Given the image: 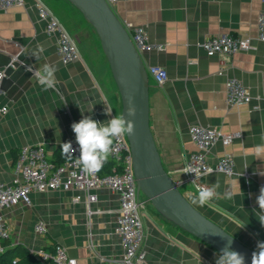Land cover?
I'll return each instance as SVG.
<instances>
[{
	"label": "crops",
	"instance_id": "crops-1",
	"mask_svg": "<svg viewBox=\"0 0 264 264\" xmlns=\"http://www.w3.org/2000/svg\"><path fill=\"white\" fill-rule=\"evenodd\" d=\"M261 8L262 0H117L113 4L122 22L142 26L151 42L163 45L142 53L147 69L158 65L168 75L162 84L150 75V124L163 165L183 183L186 196L196 192L184 183L182 170L197 149L189 127L199 124L237 134L228 145L218 141L208 152L211 164L224 152L235 158L233 176L214 171L202 178L206 186L218 185L221 198L195 206L254 249L257 242H264V227L253 211L258 210L256 197L264 181V156L255 155V147L264 144V41L257 37ZM70 31L82 57L64 63L57 53V37L47 33L35 0L0 10V69L6 71L1 101L8 106L0 121V181L16 179L14 163L22 146L42 144L55 158L62 143H76L73 122L90 116L104 123L113 115L121 116V97L104 52L85 40L83 29ZM216 33L251 37L252 47L209 56L201 43ZM45 64L57 69L54 88L46 89L34 75ZM230 77L248 87L249 103H227ZM106 107L111 115L105 113ZM91 194L97 199L88 203ZM77 195L81 199L75 202ZM118 208L119 194L109 187L32 191L31 203L20 201L3 208L11 231L7 241L22 253L61 244L78 264H122L124 250L115 232ZM142 215L143 264H215L219 254L215 249L164 218L150 201L145 200ZM40 223L46 232L36 231Z\"/></svg>",
	"mask_w": 264,
	"mask_h": 264
},
{
	"label": "built area",
	"instance_id": "built-area-1",
	"mask_svg": "<svg viewBox=\"0 0 264 264\" xmlns=\"http://www.w3.org/2000/svg\"><path fill=\"white\" fill-rule=\"evenodd\" d=\"M113 7L117 0H107ZM24 0H0V10L22 5ZM39 17L46 22V31L57 37V53L64 63L80 59L81 50L77 39L63 23L61 18L44 1L35 0ZM124 26L130 32L136 48L142 54L152 49H163V45L150 41L148 32L140 25L126 21ZM257 37L264 41V0L258 15ZM207 55L216 54L231 55L237 51L247 50L251 45V37H240L232 33H216L208 35L201 43ZM149 74L157 83L162 84L167 79V71L161 66L151 65ZM6 77L5 69H0V121L7 113L8 106L3 104L2 82ZM226 101L228 104H244L251 101V93L248 87L238 78L230 77L226 81ZM116 115H113V117ZM120 116V115H117ZM191 140L197 146L187 158L182 170L191 167L200 169V175L184 173V183H189L197 190V185L206 186L202 182L207 173L220 171L231 177L235 173V158L232 153L224 152L218 157L215 164L208 161V152L211 147L220 141L224 146L231 143L234 133H224L215 127H206L194 124L189 127ZM76 149L74 157L65 162L56 164L47 154L42 144H30L21 147L14 163L16 179L12 183L0 181V252L6 250L5 241L10 238L11 231L7 220L3 215V208L14 205L20 201L31 203L32 191H46L50 189L71 190L73 188L91 191L96 188L109 187L119 194V208L115 220V232L121 238L123 246L122 264H143L145 253L143 249L145 241V223L142 215L145 199L138 194L137 183L133 169V156L127 135L118 138L113 144V153L109 158L113 161L112 170L109 173L86 174L82 171L77 158L80 155L79 146L73 143ZM195 183L192 181L195 180ZM181 183L180 181H177ZM183 184V183H181ZM264 186V181L261 183ZM184 192V191H183ZM185 193V192H184ZM75 202L80 201L79 195L75 196ZM96 195L91 194L87 198L88 203L96 201ZM43 223L36 226L38 233L46 232ZM42 261L53 260L57 264H78L77 259L69 255L65 246L56 244L51 250L40 249L36 252ZM17 260L14 259L13 262Z\"/></svg>",
	"mask_w": 264,
	"mask_h": 264
},
{
	"label": "water",
	"instance_id": "water-1",
	"mask_svg": "<svg viewBox=\"0 0 264 264\" xmlns=\"http://www.w3.org/2000/svg\"><path fill=\"white\" fill-rule=\"evenodd\" d=\"M95 29L118 88L121 116L135 124V134L127 135L133 156L138 194L166 219L200 239L218 253L231 239L232 250L245 256L251 264V248L233 233L206 216L181 190L163 165L162 156L150 124V74L128 29L107 0H68ZM134 105L136 115L127 114ZM224 232V233H223Z\"/></svg>",
	"mask_w": 264,
	"mask_h": 264
},
{
	"label": "clouds",
	"instance_id": "clouds-1",
	"mask_svg": "<svg viewBox=\"0 0 264 264\" xmlns=\"http://www.w3.org/2000/svg\"><path fill=\"white\" fill-rule=\"evenodd\" d=\"M42 51V49H41ZM38 56V53L34 54ZM56 67L45 64L43 68L36 71L38 82L46 89L54 88L56 84L55 72ZM105 113L111 115V111L106 107ZM127 114L130 117L136 115V108L134 105L128 107ZM72 131L75 134L76 143L79 146L80 155L77 158L81 165L82 171L86 174L95 173L101 170L103 164L107 162L109 156L113 153L114 141L125 134H135V124L131 119H125L124 116H114L110 120L101 123L100 121L92 119L90 116H83L78 122L71 124ZM264 140V136L261 137ZM61 153L68 157H74L76 149L73 148L72 142L67 141L60 145ZM255 155L257 157L264 156V144L255 147ZM184 173H194L195 177L200 175V169L188 167ZM195 180L192 182L195 183ZM218 185L201 186L197 185L195 193L188 192L187 198L192 205L205 206L214 199H220L221 195L217 191ZM229 198H230V194ZM258 210L254 209L255 216L264 227V186H261L259 195L256 197ZM224 233V232H223ZM227 243L217 255L215 264H245V256L238 251L232 250L230 236ZM251 264H264V242H257L256 250L252 253Z\"/></svg>",
	"mask_w": 264,
	"mask_h": 264
},
{
	"label": "trees",
	"instance_id": "trees-1",
	"mask_svg": "<svg viewBox=\"0 0 264 264\" xmlns=\"http://www.w3.org/2000/svg\"><path fill=\"white\" fill-rule=\"evenodd\" d=\"M44 1L61 18V20L69 30H72L73 33H79L82 31L83 22L81 19L77 17L76 14H80L82 17L83 15L68 0H64L65 3H61L59 2V0H44ZM51 159L56 164H60L65 162L69 158L64 156L61 153V150H59L57 151L55 158H51ZM112 166H113V161L110 158H108L107 162L104 163L103 167L101 168V173L104 174L111 172ZM5 245H6V250L4 252H0V264H57L53 260L42 261L38 258L36 253L33 252H29V251H24L23 253L19 252L15 247L11 246L9 241H5ZM14 259H16L17 261L13 262Z\"/></svg>",
	"mask_w": 264,
	"mask_h": 264
},
{
	"label": "rangeland",
	"instance_id": "rangeland-1",
	"mask_svg": "<svg viewBox=\"0 0 264 264\" xmlns=\"http://www.w3.org/2000/svg\"><path fill=\"white\" fill-rule=\"evenodd\" d=\"M61 15V14H60ZM77 15V17L79 18V19H81L82 20V22H83V26H82V29L84 30V32L87 34L84 38H85V40L86 41H89V42H92V45H93V47H95L96 46V48L98 49V51H99V53H103V50H102V48H101V44H100V40H99V37H98V35H97V33H96V31L94 30V28L91 26V24L88 22V21H86L80 14H76ZM62 16V15H61ZM63 17V16H62ZM84 20H83V19ZM101 51V52H100ZM104 54V53H103ZM191 139V138H190ZM181 190L183 191L184 190V188L183 187H181ZM141 195V197H144V194L143 193H141L140 194Z\"/></svg>",
	"mask_w": 264,
	"mask_h": 264
}]
</instances>
